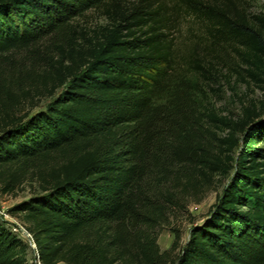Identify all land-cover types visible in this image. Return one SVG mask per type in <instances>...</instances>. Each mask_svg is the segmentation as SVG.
<instances>
[{"label":"trees","instance_id":"16d2710c","mask_svg":"<svg viewBox=\"0 0 264 264\" xmlns=\"http://www.w3.org/2000/svg\"><path fill=\"white\" fill-rule=\"evenodd\" d=\"M247 1L0 0V189L38 183L11 209L37 262L264 264V106L234 121L209 102L217 69L264 86V14ZM91 13L107 22L92 36ZM34 91L48 104L20 114ZM229 174L161 251L160 229ZM29 249L0 226V264Z\"/></svg>","mask_w":264,"mask_h":264},{"label":"rangeland","instance_id":"374dc122","mask_svg":"<svg viewBox=\"0 0 264 264\" xmlns=\"http://www.w3.org/2000/svg\"><path fill=\"white\" fill-rule=\"evenodd\" d=\"M247 6L251 14H264V0H248ZM82 28L92 36L100 27L107 24L106 20L99 14L91 13L88 18L80 21ZM191 23L188 19L182 21V32L186 36L189 34ZM22 56L18 53L14 56L13 65L18 66ZM12 65V64H11ZM12 65V66H13ZM212 79L209 83L210 106L217 117H226L237 120L242 117L243 108L247 107L252 101L264 106V86L252 84L247 86L240 80L232 77L220 69L212 71ZM49 102V97L37 95L34 91L30 98H22L20 114L31 112L35 113L44 108ZM264 117V113H263ZM227 132H219L220 136H225ZM238 152L234 154L237 157ZM231 174L228 176H217L213 187L201 192L187 207L176 217H172L167 225L159 231L158 245L161 251L172 247L176 237L184 243L189 235L190 229L200 223L206 217L210 207L216 202L223 189L229 183ZM40 192L36 181L27 180L18 191L14 193H2L0 189V226L11 230L18 237L22 238L30 246L29 264H40L36 259V250L31 241L25 225L18 215H14L11 209Z\"/></svg>","mask_w":264,"mask_h":264},{"label":"built area","instance_id":"2783aa9c","mask_svg":"<svg viewBox=\"0 0 264 264\" xmlns=\"http://www.w3.org/2000/svg\"><path fill=\"white\" fill-rule=\"evenodd\" d=\"M29 236L31 237V235L29 234ZM31 241H32V238H31ZM32 243H33V241H32ZM34 244V243H33Z\"/></svg>","mask_w":264,"mask_h":264},{"label":"water","instance_id":"95a60500","mask_svg":"<svg viewBox=\"0 0 264 264\" xmlns=\"http://www.w3.org/2000/svg\"><path fill=\"white\" fill-rule=\"evenodd\" d=\"M34 247H35V245H34Z\"/></svg>","mask_w":264,"mask_h":264}]
</instances>
